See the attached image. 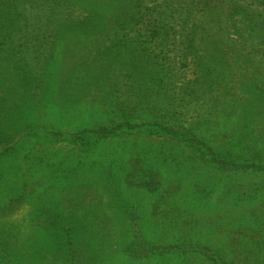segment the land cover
Wrapping results in <instances>:
<instances>
[{
	"label": "trees",
	"instance_id": "1",
	"mask_svg": "<svg viewBox=\"0 0 264 264\" xmlns=\"http://www.w3.org/2000/svg\"><path fill=\"white\" fill-rule=\"evenodd\" d=\"M225 11L228 13L222 16ZM223 23L228 31H222ZM210 25L220 37L225 34L227 38L235 35L248 37V41L259 38L264 41V0L258 3L254 0H0V167L18 155L20 141L25 147L30 138L36 143L68 141L79 151L87 152L109 138L144 135L181 145L192 155V161L202 162L217 172L248 169L249 166L228 160L210 145L205 135L211 127H220L222 120L227 122L233 117L235 106L221 104L218 93H205L198 73L194 80H184L174 65H167L163 55L164 47L172 43L183 54L181 66L190 53L194 58L192 65L199 67L200 59L195 57L199 49L195 42L209 36L206 32ZM6 41L10 46L4 52L2 47ZM59 44L65 45L63 54L73 56L78 47L79 58L63 66L62 49L58 56L55 54ZM156 50L162 56L150 54ZM158 58L164 61H156ZM118 75L124 76L131 88L121 104L110 102L120 113V122L111 120L109 125L65 134L46 127L41 120L44 111L39 115L35 111L38 107L44 109L50 102L61 105L62 85L66 90L64 96H73L64 99L65 102H80L95 88L111 97L113 92H108L106 83L115 77L111 83L116 93L121 92ZM54 89H58L56 95ZM73 89L81 91L75 93ZM201 95H207L209 100ZM141 111H146L150 120H140ZM14 127L19 128L13 130ZM165 151L162 146L156 153ZM70 163L65 158L47 161L44 173L48 185L41 190L35 188L29 199H26L24 174L18 178L23 177V183L18 185L13 199L7 200L8 188L4 189L0 195V205H3L0 208V264H105V255H113L111 247L104 248V236L97 235L105 231L107 220L93 216V225H85L88 217L98 214L96 205L101 202L93 205L92 199L87 205L84 194L81 200L73 202L61 197L69 187L66 180L76 182L86 172L81 161L70 159ZM129 163L127 170L123 164L116 172L115 166H111L113 163L107 168L101 167L111 181L117 182V187L122 186L113 188L117 204L108 203L118 228L128 223L127 230L116 231L124 238L119 243L121 246L118 245L120 255L147 264L169 256L181 262L201 257L210 264H222L209 254V248H197V242L156 243L135 230L139 205L134 206L123 192L133 188L154 192L164 186L159 172L153 168V159L137 154ZM251 165L264 173V166L257 165L254 158ZM52 169L56 170L55 175L49 172ZM119 170H123V177L116 176ZM71 171L78 173V177L68 178L66 174ZM133 175L141 185L134 184ZM128 177L132 181L127 182L134 185L125 188L122 184ZM0 180L5 182L3 176ZM177 190L175 187L170 194L166 189L163 196H174ZM212 191L213 188L200 189L197 196L201 202L207 201ZM26 200L30 202L28 218L25 215L19 221H10L7 215L25 207ZM154 209L156 213L159 211L158 207ZM168 219L174 224H190L188 220ZM85 232L93 234L94 242H82ZM114 237L109 236L107 241Z\"/></svg>",
	"mask_w": 264,
	"mask_h": 264
},
{
	"label": "rangeland",
	"instance_id": "2",
	"mask_svg": "<svg viewBox=\"0 0 264 264\" xmlns=\"http://www.w3.org/2000/svg\"><path fill=\"white\" fill-rule=\"evenodd\" d=\"M254 2L258 3V0ZM227 13L228 11H225L222 16ZM220 26L223 32L228 31L226 23ZM207 29L209 30L206 33L209 36L202 42L199 40L195 42L199 49L195 55L200 59L199 67L192 65L194 58L190 53L184 58L186 59L183 62L184 66H181L183 54L178 51L179 47L172 43L164 47L166 51L163 55L166 57L167 65H174L184 80H194L195 73H198L202 77L201 89L205 93H218L221 96V104L229 103L235 106L233 117L227 122L224 121L225 119L222 120L220 127L210 126L205 135L210 145L217 148L228 160L249 166L248 169L229 173L217 172L209 169L202 162L192 161V155L189 151L182 149L181 145L144 135L109 138L98 142L95 149L87 152L79 151L76 145H71L68 141L56 143L52 140H42L36 143L30 138V142L26 143L25 147L20 141L21 148L18 155L16 156V153L0 167V176L5 178V182L0 180V195L4 193V189L8 188L7 200L13 199L18 185L23 183V177L18 178L24 174L26 199H29L35 188L41 190L48 185L44 173L47 161L55 162L62 158H65L68 163L70 159L72 161L76 159V162L81 161L86 169L85 175L78 177V173L72 171L66 174L70 179L78 177L79 180L76 182L66 180V186L68 184L69 187L65 189L61 197L73 202L81 200L84 194L87 205L92 199L93 205L101 202L96 205L98 214L88 217L85 225L88 227L93 225L95 221L93 216L103 218L105 222L107 220L105 231L101 230L97 233L104 236L102 238L103 244L105 243L104 248L111 247L114 250L113 255H105L107 257L105 264H147L131 260L118 252L121 246L119 243L124 238L118 236L116 231L120 229L123 232V228L127 230L128 223L125 222L122 227L120 224L118 228L113 219L114 211L109 209V204H117L118 200L113 188L122 186L117 187V182H113V179L111 181L101 169L113 163L111 166H115L114 172L123 164V169L127 170L134 156L146 155L153 159V168L162 177L164 187L154 192L135 188L123 192L134 206L139 205L138 215L135 217V230L143 233L147 240L156 243L158 241L162 244L197 242L195 245L197 248L198 246L209 248L208 250H211L209 254L219 259L222 264H264V173L257 171L256 165H251L254 158L257 165L264 166V93H258L264 91V41L262 38L248 41V37L239 38L235 35H229L227 38L225 34L220 37L213 29V25ZM177 41L179 39H176ZM9 46L8 41L4 42L2 50L6 52ZM77 48L74 56L69 53L63 54L65 45L59 44L56 46L55 54L57 53L56 56H58L62 49V57L64 56L62 65L67 66L73 63V58H79ZM150 54L162 56L158 50ZM156 61L164 60L158 58ZM117 77L122 83L120 84L121 92L116 93L114 83H111L115 77L106 83L108 92H113L111 97H107L95 88L80 102L73 103L71 100L65 102L73 96L66 98L63 94L66 90L62 85L63 103L61 105L50 102L44 109L41 110L38 107L35 111L38 115L44 111L41 120L46 127L61 130L65 134L109 125L112 124L111 120L120 122V113L115 111V106L110 102L121 104L130 94L127 91L131 88L124 76ZM73 91L78 93L81 89H73ZM57 93L58 89L55 90V95ZM201 97L209 100L207 95H201ZM27 110L29 107L26 106ZM147 114L146 111H141L140 120H150ZM135 122L139 123L137 119ZM224 122L225 125H222ZM17 128L19 127H14L13 130ZM162 146L165 147V153H156ZM49 172L55 175L56 170L52 169ZM123 174V170H119L116 176L123 177ZM133 177L134 184L142 183L134 175ZM128 180L132 181L129 177L124 179L125 182L122 184L124 187L134 185L129 184ZM175 187H178L176 195L163 196L167 192L174 193ZM204 188H213V191L207 201L201 202L197 191ZM9 189L14 193H11ZM166 189L167 192L164 191ZM25 204V207L9 213L8 219L19 221L25 215L28 218L30 202L26 200ZM2 206L0 205V208ZM155 207L159 208L157 213ZM168 217L182 221L188 220L190 224L186 226L183 223L174 224ZM112 235H115L114 239L108 242L109 236ZM91 236L93 234L85 232L81 238L82 242L88 240L94 242ZM116 246L118 247L115 249ZM200 258L192 257L181 262L175 256H169L163 261L150 260L149 264H210Z\"/></svg>",
	"mask_w": 264,
	"mask_h": 264
}]
</instances>
